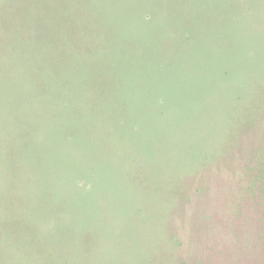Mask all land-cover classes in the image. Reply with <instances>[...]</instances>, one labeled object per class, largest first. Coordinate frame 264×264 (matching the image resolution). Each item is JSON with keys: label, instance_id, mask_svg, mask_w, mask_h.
<instances>
[{"label": "rangeland", "instance_id": "obj_1", "mask_svg": "<svg viewBox=\"0 0 264 264\" xmlns=\"http://www.w3.org/2000/svg\"><path fill=\"white\" fill-rule=\"evenodd\" d=\"M0 264H264V0H0Z\"/></svg>", "mask_w": 264, "mask_h": 264}, {"label": "trees", "instance_id": "obj_2", "mask_svg": "<svg viewBox=\"0 0 264 264\" xmlns=\"http://www.w3.org/2000/svg\"><path fill=\"white\" fill-rule=\"evenodd\" d=\"M25 138V137H24Z\"/></svg>", "mask_w": 264, "mask_h": 264}]
</instances>
